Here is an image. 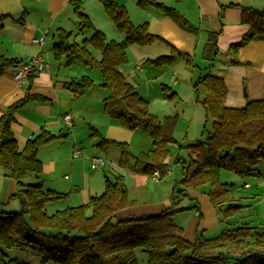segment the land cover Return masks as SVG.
<instances>
[{"label": "trees", "instance_id": "obj_1", "mask_svg": "<svg viewBox=\"0 0 264 264\" xmlns=\"http://www.w3.org/2000/svg\"><path fill=\"white\" fill-rule=\"evenodd\" d=\"M99 2L114 27L124 36L123 40H108L83 12L81 0H70L79 31L92 30L93 33L78 43L72 40V32L57 29V39L52 46L53 57L56 61L64 60L67 67L81 64L98 69L102 75L101 85L109 91V96L103 99L104 113L124 129L140 132L151 141L146 152L133 157L126 143L104 138L90 125L89 136L98 138L97 147L106 152L110 146L117 145L121 148L120 167L126 166L133 158L135 172L150 176L159 170L163 178L168 170L170 146L176 143L177 115L160 119L152 114L148 101L139 95L118 66L127 62L130 46H146L156 41L168 43L151 32L148 22L134 25L126 8L116 0ZM137 6L144 10L154 8L182 29L198 31L175 8L158 0H138ZM229 6L237 5L232 3ZM6 17H0V27ZM240 22L249 29L227 50L226 54L232 58L249 42L264 41V6L261 9L241 7ZM219 35L220 32L207 33L202 56L208 66L213 65L219 53ZM169 47V54L147 59L144 63L167 68L173 66L177 59L188 58V54L181 53L170 44ZM92 49L99 51V59L93 55ZM17 62L0 56V74ZM62 85L72 95L82 96L95 83L88 76H81ZM193 87H202L204 91L201 104L206 117L212 120V132L183 147L187 152L186 159L175 158L174 162L182 164V177L172 187V206L156 214L125 219L116 216L130 203L125 178L120 173L113 175L112 179L106 177L103 191L89 196L85 203L48 214L46 205L64 198L66 194L45 189L40 182L26 183L25 179L31 173L39 175L43 172L38 150L57 136L42 129L18 148L12 128L14 113L35 97L27 95L7 107L0 117V169L16 182L17 191L9 199L19 197L23 205L20 211H0V261L26 264L3 259L5 249L16 248L30 251L36 259L35 264L49 261L54 264H140L142 260L138 256L142 257V254L146 257L145 264H232V260L264 264V232L256 231L249 223L227 228L211 238L198 234L196 240L190 242L182 236V228L173 220L174 214L180 211L174 208L178 203L174 199L187 197L188 189H203L217 208L219 220L225 221L239 206L233 203L232 186L220 181V170L226 169L244 177L254 173L260 162L264 163V88L260 100L240 109H229L225 106L227 88L222 76L206 72L198 77ZM168 88L162 86L161 90L164 97L171 99L176 93ZM178 183L181 188L175 192Z\"/></svg>", "mask_w": 264, "mask_h": 264}, {"label": "crops", "instance_id": "obj_2", "mask_svg": "<svg viewBox=\"0 0 264 264\" xmlns=\"http://www.w3.org/2000/svg\"><path fill=\"white\" fill-rule=\"evenodd\" d=\"M97 1L99 2V0ZM116 1L120 5L130 8L128 5L129 0ZM81 2L82 7L87 4L89 7H96L99 11V8L91 3L90 0H81ZM161 2L175 8L190 23L196 26L198 31H186L171 18L161 15L158 11L150 10V8L141 9L143 10V14H138L130 9L129 12L127 11L128 15H131L129 16L131 22L141 24L138 20L145 19L142 23L148 22L151 32L168 43L167 45L162 41H156L146 46H130L127 52L134 55L133 59H131L129 64L118 66V70L126 76L139 95L148 101L149 110L152 114L159 117L154 111V108L158 107L153 102L159 100L166 101V97H164V93L161 92L159 87L167 86L168 88L170 83L173 86H180L173 72L174 67L180 65L182 62H185L188 66L197 68L199 77L206 72L222 76L227 88L225 106L229 109H240L246 104L262 98L264 88V41L254 40L249 42L238 50L235 58L226 54L229 47L240 41L249 29L248 26L240 22L241 7L247 6V2L243 0H161ZM232 3L237 6H229ZM146 11L148 14H144ZM87 13L92 16L91 11H87ZM100 15L101 25L103 26L101 29L103 28L104 32L112 34L111 38H113V41H122L124 36L112 25L106 13L103 11L100 12ZM1 16L7 17L2 21V26L0 27V56L21 62L27 57L41 54L47 64L45 70L34 74L33 77L21 85H18L12 78L11 68L0 74V117L4 114L7 107L13 103L25 98L27 95L35 97V99L29 100L22 107H19L14 113L15 122L12 128L17 147L22 148L29 139L37 136L42 129L50 131L57 137L39 148L38 158H41L40 152L44 146L58 143L59 149L62 145L66 147H64V150L54 152L57 153V157L53 158L52 162H50V165L53 166L57 162L63 161L65 151L68 150L70 152L72 150L73 152L74 149H81L77 147L79 139L75 129V120L78 119V114H82V118H85V120H87L86 117H89L92 122H95L99 126H105L110 130H114L115 127L112 122L114 120L107 118L108 116H104L106 114L103 111V101L102 105L94 111V114L87 107L79 109V105L84 101L86 93L82 96H74L62 85L65 81L78 80L81 76H88L82 74L80 77H73L70 73L63 70V62L65 65V61H56L52 54V46L57 39V29L62 28L72 32L71 28L75 24L74 17L76 15L74 14L70 0H0ZM105 17L109 19L111 24L108 23ZM93 24H96V22L94 21ZM97 28L100 29L98 26ZM208 32H220L217 43L219 53L211 66H208V62L202 56ZM91 35L83 37L81 41L89 38ZM39 37H43L42 45H37L33 42L34 38ZM169 44L181 53L188 54V58L177 59L173 66L167 68H158L144 63L147 59H155L161 55L169 54ZM149 49L155 51L150 52L151 50L149 51ZM96 58L99 59L100 57ZM233 60L236 62L233 63ZM82 73H85V70ZM193 78L190 81L191 87L196 81ZM166 81L169 83H165ZM158 83L160 84L158 85ZM190 86H188L187 90L190 89ZM171 92L176 93V96L173 98L179 102L174 104V109H169L162 115L164 117L177 115L174 138L180 148L212 132V120L206 117L201 104L204 96L202 87H197L194 90L195 93L193 90H190L189 95H186L189 105L184 104L187 102L183 98L185 96L184 93L180 91ZM195 94H197L196 98H194ZM172 102H167L169 108H171L170 103ZM192 102L196 103L191 107ZM178 105L184 108L181 110V113L176 112V106L178 107ZM190 107L191 110L189 112ZM67 114L72 119V126L70 128L63 120V117ZM90 125L93 126L88 123V128ZM63 129H65L66 134H62ZM100 130L104 132L102 129ZM100 134L104 138H113L103 133ZM179 135L182 137H179ZM59 137H63V141L59 142L62 139ZM95 139L97 140V145L98 138L95 137ZM176 143L172 144L170 149L174 150ZM147 144L148 150L151 147V141L148 137L146 144L142 146H146ZM93 156L91 155L87 159L89 160ZM80 157H83V153L79 157H73L72 155V159L74 160L71 164L73 178L70 180L66 175L65 180H69V183L62 185L56 184L60 179L56 180L53 184L48 183V180L41 179V175L45 172L48 163L46 164L44 160L39 159L43 164V172L36 176V183L40 182L45 189H52L68 194H70L68 189H66L68 185L71 187L77 186L79 189L76 190L80 192L81 188L79 187L77 177L78 164L80 163L78 159ZM176 157L182 158L178 152ZM50 165L49 168H51ZM118 173H121L125 178V186L128 198L130 199L129 205L116 213L119 219L156 214L172 206V187L174 182L177 181L176 178L169 182L155 184V182H161L162 177L156 180L151 175L135 172L134 166L131 170L121 169ZM168 174H171L173 177L175 171L172 173V170H170ZM180 175L182 176V169ZM106 177L105 174L103 176L97 174L95 178L93 177V180L89 182L88 197L98 195L103 191ZM0 181V198L8 201L10 196L17 191L16 182L12 178L5 176L1 169ZM244 187L247 188L249 186L245 184ZM232 196L235 199L233 192ZM186 198L188 201H186L185 207H182V210L177 211L173 216L174 222L182 228V236L186 240L194 242L198 234L203 235L206 231L216 230L221 227L224 221L219 220L217 208L212 204L203 189H188ZM183 200H185V197ZM174 208L177 210V205ZM186 213L188 215H185ZM35 263L27 262L26 264Z\"/></svg>", "mask_w": 264, "mask_h": 264}, {"label": "rangeland", "instance_id": "obj_3", "mask_svg": "<svg viewBox=\"0 0 264 264\" xmlns=\"http://www.w3.org/2000/svg\"><path fill=\"white\" fill-rule=\"evenodd\" d=\"M158 1L161 2V0H158ZM243 1L247 2L246 3L247 6L257 8V9H261L264 6V0H243ZM90 2L93 3L95 6H97L99 8V11L96 7L94 6L89 7V5L86 4V5H83L84 7L83 12L87 13V11H91L92 16L89 15V17L90 19L92 18L93 22L94 21L96 22V24H93L94 28L101 31L102 33H106L105 35L108 38V40H113V38H111L112 34H110L109 32H104L103 28L101 29V27L103 26L101 25L100 12L104 11L101 3L98 2L97 0L95 1L90 0ZM136 2L137 0H129L128 5L130 8L125 6L127 8V11L129 12V9H130L133 12H137L138 14H143L142 13L143 10H141L137 6ZM150 10L157 12V10L154 8H150ZM144 14H148V12L146 11ZM74 18H75V24L71 28V31L73 33L72 40H75L76 42L80 43L83 37L89 36V34H92L93 31L85 30L84 32H80L78 19L76 16ZM105 18L108 21V23L111 24L110 23L111 21L109 22V19L107 17ZM138 21H140L139 23H142L143 21H145V19L144 20L139 19ZM134 25H138V24H134ZM97 26L100 27L101 30L98 29ZM188 34H191V33H188ZM193 35H195V33H193ZM136 48H139V47H136ZM150 50L151 49H149V51ZM154 51L155 50H151L150 52H154ZM92 52H93V55H95L96 57H100L99 51L92 49ZM132 57H134V55L131 53L130 54L128 53L127 62L125 64H129L131 62V59H133ZM63 66H64L63 70L70 73L73 77H80L82 74H85V75H88L94 81L95 86L93 87V89H91L88 93L85 94L84 101L79 105V109L87 107L94 114V111L98 109L99 106L102 105L103 99L109 96V91L106 88H104L102 85H100L102 83V75L100 71L95 68L90 69V68L84 67L81 64H75V65L73 64V66L71 65V66L66 67L63 62ZM83 70H85V73H82ZM193 72L195 73L192 75ZM173 74L176 76L177 81L180 83L179 84L180 86H173L171 83L169 85L168 84L166 85L171 87V91H180L181 93H184L185 96H183V98H185V101H187L184 104L189 105L188 98H186V95L187 96L189 95L190 90H193V92L195 90L193 85L192 87L190 86V81L192 77H194L193 78L194 81L198 79L199 77L198 69L193 66H188L185 62H182L180 63V65H176L174 67ZM165 83H169V82L166 81ZM159 84L160 83H158V85ZM188 86H190V89H188L189 91L187 90V88H189ZM159 88L161 90L162 87H159ZM196 97H197V94L194 95V98ZM165 100L166 101L159 100V101L153 102V104L156 107H158V108H154V111L155 113L159 115V117H164L162 114L167 112L169 109L171 110L174 109V106H175L174 104L176 102L177 103L179 102L175 100L174 98H171V99L165 98ZM168 101H173L172 103H170L171 108H169V104H167ZM162 102H163V105H162ZM194 103L196 102H192L191 107L192 105H194ZM154 105H152V107H154ZM191 107L189 109V112L191 110ZM182 109L184 108L181 107L180 105H178V107L176 106V112L181 113ZM82 116H83L82 114H78L77 115L78 119L75 120V129H76L77 137L79 139V142L77 143V147L81 148L80 150L83 153V157H80L78 159L80 160V163L78 164L79 169H78V176H77L81 191L77 192L76 189H79L77 186L71 187L68 185L66 189H68L70 194L65 193L66 196L64 198L49 202L45 207V210L48 214H53L58 210L65 209L67 207L78 206V205L85 203L86 198L88 197L87 195H89L87 194L89 193L88 192L89 182L93 180V177L95 178V175L99 174V176H103V174H105L108 178L112 179L113 175L118 174L119 170L121 169L131 170L132 167L135 165V159L130 158L126 166L124 167L119 166L118 160L120 157L121 148L117 145L110 146L106 152L102 151L99 147H97L96 145L97 140L95 139V137L88 136L89 135L88 123L96 127L100 133H103L104 135L108 137H113V138H108V139H113L115 141L126 143L133 157H137L141 153H144L147 151L148 144L146 146H142L146 144L147 137H145L141 133L124 129L117 122H114V121L112 122L114 124L113 126L115 127V129L110 130L109 128H106L105 126H99L95 122H92L91 118L86 117L87 120H85V118H82ZM104 116L107 117V115H104ZM207 118L211 120L209 117ZM100 129H102L104 132H101ZM62 134H66L65 129H63ZM181 135L183 134L181 133ZM179 137H182V136L179 135ZM59 138H62L59 140V142L63 141L64 139L63 137H59ZM142 138L144 139L142 140ZM57 144L58 143H52L48 146L42 147L41 149V152H40L41 158L39 159L44 160L46 164L48 163L46 165L45 172L42 173L41 175V179L43 178L45 181L48 180V183L50 184H53L55 183L56 180L60 179L56 184H61V185L68 184L69 180H65V176L67 175V177H69L70 180L73 178V174L71 170V166H72L71 164L74 161L72 159V150L70 152L68 150L65 151L63 154L64 155L63 161L57 162L55 165L51 166L50 162H52L53 158L57 157V153H54V152H59V150L60 151L64 150V147H65V146L63 147L62 145V147H60L59 149ZM178 145L179 144L176 143L175 145L176 147H174V150L172 149L170 150L171 156L168 158V169L169 171L172 170V173H174L175 171V175L172 177L171 174L167 173L161 179L162 180L161 182H155V184L169 182L170 180L172 181L175 178L177 179V181H179L180 178L182 177L180 175L182 164L181 162H174V161H175V156L177 152L179 153V156L182 157V159H186L187 152L185 148L183 147L180 148ZM91 155L101 156L102 158H104V160L107 163H105V165L101 169H93L90 165L91 158L89 160L87 159V157H90ZM49 165L51 166V168H49ZM36 176L37 175L34 173L29 174L26 177L25 182L29 184L36 183L37 181ZM220 181L223 183H227L229 186H232L230 187V190L235 195V201L233 203L234 205L239 206V209L234 214L229 216L221 224V227H219L216 230L213 229L211 231H206L204 232L203 236L207 238L215 237L219 235L223 230L227 228L228 229L235 228L238 225H241L243 223H249L251 226H254L256 231L264 232V163L260 162L256 166L254 173H252L251 175L244 176V177H240L226 169H221L220 170ZM245 184L249 187L247 188L244 187ZM180 188L181 186L178 183L177 188L175 189V192L177 191V189H180ZM190 190H199V189H190ZM183 199L182 200L174 199L176 202L178 201L177 207L178 209H180V211L182 210V207H185V205L187 204L186 201H188L186 197H185V200ZM22 202H23L22 199H20L19 197L9 199L8 201L2 200V198H0V211H5V212L20 211L23 205ZM185 215H188V213H186ZM4 253L5 255L3 259L5 261L12 260L13 262H16V263H19V262L35 263L36 262L35 257H33L34 255L31 254L30 251L11 248V249H5ZM138 258L142 260L140 261V264H145V261H144V259L146 258L145 254H142V257L138 256ZM233 261L235 260H232V264H247V262L243 263L240 261H235V262ZM46 264H54V263L49 261Z\"/></svg>", "mask_w": 264, "mask_h": 264}, {"label": "built area", "instance_id": "obj_4", "mask_svg": "<svg viewBox=\"0 0 264 264\" xmlns=\"http://www.w3.org/2000/svg\"><path fill=\"white\" fill-rule=\"evenodd\" d=\"M33 42L37 45L43 44V37L34 38ZM11 72H12V78L14 81L21 85L22 83L29 80V78L47 68V64L45 60L43 59L42 55H36V56H30L27 57L24 61L17 62L11 65ZM64 122L67 124V126L70 128L72 126V119L69 114L65 115L63 117ZM73 157H79L82 155V152L80 149H74L72 152ZM106 161L104 158L100 156H93L90 159V165L93 169H101L105 165ZM169 172V169L167 170V173ZM152 178L159 180L161 178V174L159 170H155L152 173ZM247 186V185H246ZM0 264H14L10 262H1Z\"/></svg>", "mask_w": 264, "mask_h": 264}]
</instances>
